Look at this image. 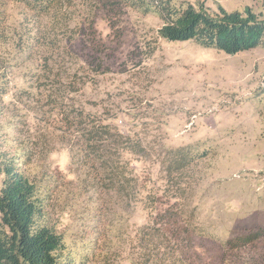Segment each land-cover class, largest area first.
<instances>
[{
	"label": "rangeland",
	"instance_id": "rangeland-1",
	"mask_svg": "<svg viewBox=\"0 0 264 264\" xmlns=\"http://www.w3.org/2000/svg\"><path fill=\"white\" fill-rule=\"evenodd\" d=\"M2 1L0 188L11 159L37 185L39 224L60 237L61 258L264 264V45L228 54L169 41L158 12L100 0H75L53 30L51 17ZM188 2L264 16V0H173ZM93 121L142 142L124 156L143 192L113 187L79 149ZM182 147L193 159L180 168Z\"/></svg>",
	"mask_w": 264,
	"mask_h": 264
},
{
	"label": "trees",
	"instance_id": "trees-1",
	"mask_svg": "<svg viewBox=\"0 0 264 264\" xmlns=\"http://www.w3.org/2000/svg\"><path fill=\"white\" fill-rule=\"evenodd\" d=\"M17 1L23 3L37 19L51 17L54 21L53 30L61 22L68 25L72 14L70 8L75 4V0ZM100 1L109 10L123 3L122 8L129 6L145 12H158L164 19V24L158 30L159 35L169 41H196L228 54L264 45V16L249 7L241 11L227 10L220 5L217 10L210 11L203 4L188 2L177 5L173 0ZM2 2L0 0V41L8 36L2 18ZM70 125L77 127L83 122L73 117ZM82 129L88 132L79 149L88 150L100 160V165L112 180L111 185L118 186L121 191L129 189L135 195L143 192L141 188L145 185L139 177L132 176L135 170L124 156L125 153H143L145 149L142 142L134 140L110 123L93 121ZM175 153L179 156L172 162L173 166L181 168L193 159L187 148L182 147ZM1 171L4 178L0 188V264H68L59 253L60 237L50 226L39 224L43 205L38 197L37 185L11 159L4 161ZM151 197L152 194L146 198ZM166 230L174 233L176 226L169 224Z\"/></svg>",
	"mask_w": 264,
	"mask_h": 264
}]
</instances>
